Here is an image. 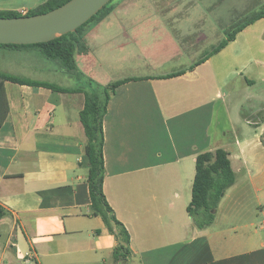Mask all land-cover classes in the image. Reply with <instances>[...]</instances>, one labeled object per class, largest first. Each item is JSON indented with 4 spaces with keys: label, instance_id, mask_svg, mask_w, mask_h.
<instances>
[{
    "label": "crops",
    "instance_id": "obj_1",
    "mask_svg": "<svg viewBox=\"0 0 264 264\" xmlns=\"http://www.w3.org/2000/svg\"><path fill=\"white\" fill-rule=\"evenodd\" d=\"M189 1L119 0L87 33L89 52L76 57L103 84L131 79L116 88L104 119V192L130 232L129 264H264V17L196 65L227 38V27L205 3L180 8ZM18 2L0 0V10H32ZM193 15L194 27L178 26ZM164 39L175 42L178 57L157 44ZM177 40L186 42L184 53ZM148 45L178 66L156 73L140 66L113 81L104 73L98 49L140 63ZM19 71L13 75L78 85L64 71L59 80ZM85 100L83 92L0 79V204L7 210L0 264H117L115 236L91 213ZM218 148L229 151L236 182L214 222L199 228L187 210L196 161Z\"/></svg>",
    "mask_w": 264,
    "mask_h": 264
},
{
    "label": "trees",
    "instance_id": "obj_2",
    "mask_svg": "<svg viewBox=\"0 0 264 264\" xmlns=\"http://www.w3.org/2000/svg\"><path fill=\"white\" fill-rule=\"evenodd\" d=\"M67 1L47 0L40 6L29 10L26 15L49 11ZM112 1L76 31L69 32L53 40L28 45L0 44V47L8 48L36 47L40 49L45 57L57 60L63 70L73 75L79 81L77 87L73 89L64 88L46 81L27 79L1 71L0 79L20 84L49 87L60 91L71 90L74 92H83L85 94V105L80 112V116L87 135L86 161L89 171L87 182L91 198V213L101 216L109 232L116 238L117 243L113 251L115 262L117 264H129L132 256L130 232L126 225L117 218L104 192L106 175L104 119L107 114L109 101L116 88L131 79L127 78L109 84H103L82 71L80 72L76 58L79 53L88 50L84 37L91 28H88L89 24L91 22H95L96 24L104 19L114 9ZM22 15L16 10H0V17H16ZM263 17L264 8L252 14L249 19L239 25L234 31L229 34L227 32V38L207 53L196 65L220 51L230 41L234 40L241 30ZM181 73L183 71L173 73L169 77ZM229 154L227 149L218 148L215 151L203 152L197 157L192 200L187 210L199 228L208 227L214 222L222 193L236 182V174L232 168ZM6 214V208L0 204V219Z\"/></svg>",
    "mask_w": 264,
    "mask_h": 264
},
{
    "label": "rangeland",
    "instance_id": "obj_3",
    "mask_svg": "<svg viewBox=\"0 0 264 264\" xmlns=\"http://www.w3.org/2000/svg\"><path fill=\"white\" fill-rule=\"evenodd\" d=\"M19 2L17 4L22 3L23 1H26L27 6L34 9V5L30 3V1L33 2V0H18ZM119 0H113L112 4H115ZM196 0H191L187 5H181L180 8L184 9L190 6H194L196 8L201 7L206 4V7H210L213 9V11H216L215 17L222 19V24H225L223 27H227L228 34L232 31H234L239 25H241L243 22H245L247 19L250 18V16L259 10L264 8V0H202L200 3H195ZM201 18V17H200ZM196 19H199V16H186L180 18V23L178 26H181L183 29L186 27H194V24L196 23ZM103 20V19H102ZM101 20V21H102ZM97 22H91L88 26L91 27L90 30L95 27L98 23ZM177 28V31L175 32V35L178 34L179 27ZM89 32V31H88ZM166 33V32H165ZM163 34V33H161ZM181 34V33H179ZM87 35V34H86ZM85 35V37H86ZM226 35V34H225ZM84 37V39H85ZM153 40H147L148 43L152 42ZM169 40H159L157 44L163 45L162 49H169L170 51L173 49V45L175 42H168ZM86 42V41H85ZM179 47L181 46V51L184 53L183 47L186 46V42L182 40L176 41ZM172 47V48H171ZM3 50L0 51V71L1 72H10V74H19V68H24L26 72H30L32 76L35 77H42L44 74H52L55 75L58 80L64 77L62 72L64 71L63 68H59L58 64L59 62L54 59H49L45 57L40 49L36 47H23V48H9L8 47H2ZM28 48V49H27ZM19 49H25L23 51ZM131 50V49H128ZM127 50V51H128ZM144 52V57L139 59L140 63H134V62H128L125 60L127 58V55L125 56L124 53L119 52L117 49L114 51L111 50V48L102 47L98 49L97 53L102 59V67L104 73L111 79L112 81L113 77L115 76H121V75H130L135 74L137 71L135 68L144 67L146 68L147 73H156L160 72L163 69H166L168 65H170V68L177 67L178 65L172 64L166 62L167 58H165L161 54H157L154 52V49L151 47V45H148V47L142 48ZM123 51L124 50H120ZM132 51V50H131ZM174 53H176V57H178L177 51L175 52V47L173 49ZM89 49L86 52L82 53H88ZM111 52H114L111 54ZM126 52V50H125ZM184 54H182V58L186 57ZM171 61V60H170ZM169 61V62H170ZM138 62V61H137ZM46 67V68H45ZM47 67H51L57 69L59 71L56 72H48L46 69ZM79 67V65H78ZM138 70V69H137ZM22 71V72H25ZM79 71L83 72V70L79 67ZM63 72V73H64ZM85 73V72H83ZM107 77V78H108ZM94 78V77H93ZM95 79V78H94ZM76 83L79 81H75ZM73 82V84L75 83Z\"/></svg>",
    "mask_w": 264,
    "mask_h": 264
},
{
    "label": "water",
    "instance_id": "obj_4",
    "mask_svg": "<svg viewBox=\"0 0 264 264\" xmlns=\"http://www.w3.org/2000/svg\"><path fill=\"white\" fill-rule=\"evenodd\" d=\"M110 1L68 0L43 13L0 17V44L28 45L53 40L76 31Z\"/></svg>",
    "mask_w": 264,
    "mask_h": 264
},
{
    "label": "built area",
    "instance_id": "obj_5",
    "mask_svg": "<svg viewBox=\"0 0 264 264\" xmlns=\"http://www.w3.org/2000/svg\"><path fill=\"white\" fill-rule=\"evenodd\" d=\"M18 12H20L21 14L23 15H26L28 13V10L26 9H21V10H18Z\"/></svg>",
    "mask_w": 264,
    "mask_h": 264
}]
</instances>
